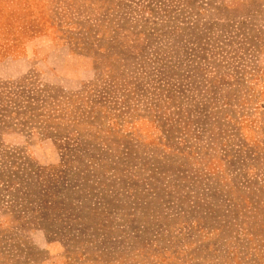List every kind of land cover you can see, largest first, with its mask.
I'll return each instance as SVG.
<instances>
[{
  "label": "rangeland",
  "instance_id": "obj_1",
  "mask_svg": "<svg viewBox=\"0 0 264 264\" xmlns=\"http://www.w3.org/2000/svg\"><path fill=\"white\" fill-rule=\"evenodd\" d=\"M0 264H264V0H0Z\"/></svg>",
  "mask_w": 264,
  "mask_h": 264
}]
</instances>
